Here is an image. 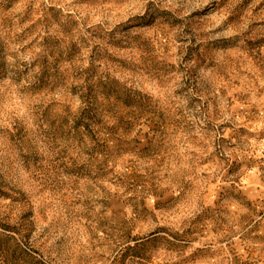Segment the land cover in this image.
<instances>
[{"label": "rangeland", "instance_id": "obj_1", "mask_svg": "<svg viewBox=\"0 0 264 264\" xmlns=\"http://www.w3.org/2000/svg\"><path fill=\"white\" fill-rule=\"evenodd\" d=\"M0 264H264V0H0Z\"/></svg>", "mask_w": 264, "mask_h": 264}]
</instances>
